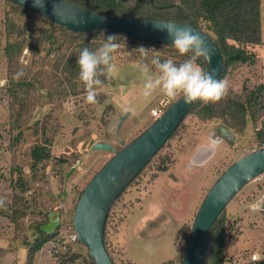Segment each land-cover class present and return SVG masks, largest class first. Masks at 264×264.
I'll return each instance as SVG.
<instances>
[{
  "label": "rangeland",
  "instance_id": "1",
  "mask_svg": "<svg viewBox=\"0 0 264 264\" xmlns=\"http://www.w3.org/2000/svg\"><path fill=\"white\" fill-rule=\"evenodd\" d=\"M8 20L34 25L16 67L9 66L4 53L12 31ZM48 24L41 17L20 16L11 4L0 0V264H57L67 252L75 253L78 263L84 264L89 248L79 240L74 213L85 187L115 155L111 150H93L92 146L111 142L117 149L123 148L181 97L170 99L157 93L150 103H142V76L137 68L142 57L134 56V45L124 42L114 54V84L97 90L100 97H96V103H87L85 92L48 98V91L71 90L77 81H68L55 68L58 54H47L49 44L37 42L41 28ZM262 31L261 43L247 46L255 61L234 66L225 76L230 92L240 95L245 87L264 83V0ZM168 50L150 49L148 58H171L179 64L181 57L170 55ZM19 67L37 80L25 109L9 94L10 74ZM130 106L135 114L128 115L117 133L120 118ZM159 108L163 112L157 118L152 111ZM19 113L25 122V135L13 144L17 130L14 121ZM220 123L188 114L121 193L107 221L106 244L115 264H183L191 227L208 191L240 156L264 148L256 137V131L264 126V111L257 124L251 122L245 130L228 128L234 135L231 137L217 133L218 126H224ZM46 137L51 140L52 155L33 171L31 148ZM196 154L198 160H194ZM164 157H170L166 162L169 169L160 172L158 165ZM18 166L29 186L26 191L17 184ZM258 201L261 210L252 211L250 205ZM23 202L29 208L14 221L16 209ZM50 212L53 221H60V227L41 248H33L30 257L27 241L35 242V227L47 222ZM224 215L226 264H264V172L237 193ZM49 242L59 246L60 255L52 253Z\"/></svg>",
  "mask_w": 264,
  "mask_h": 264
},
{
  "label": "trees",
  "instance_id": "2",
  "mask_svg": "<svg viewBox=\"0 0 264 264\" xmlns=\"http://www.w3.org/2000/svg\"><path fill=\"white\" fill-rule=\"evenodd\" d=\"M6 1L15 8L20 16L22 14H26L30 17H41L49 23L48 26L41 28L40 33L37 36V42L49 44V47H47L48 55H52L54 53L58 54L55 62V68L64 73L68 81H73L74 79L77 80H74L71 90H61L59 92L55 90L48 91V98H54L55 94L59 96L68 93L80 94L85 92L84 86L77 79L79 73V67L76 64L77 56L85 47L95 50L101 45L108 35H116V42L119 45L124 42L131 44L129 46L134 45L132 46L135 48L132 51L134 56L140 55V53L136 51V48L142 45L148 48V50L168 48L170 55L174 57H181L182 61L187 58L186 56H180L171 44L138 40L105 28L91 31H76L68 29L66 26L51 21L30 8L20 5L12 0ZM67 1L79 5L89 11L108 16H132L192 23L209 35L216 42L222 52L223 69L217 79H224L234 66L253 63L255 61L254 53H250L247 46L257 45L262 41V0ZM31 26L32 25L27 24L25 20H21L18 23L13 20H8V28L12 31L9 32V39L4 47V53L8 59L10 67H16V60L19 55L22 54L26 45V39L32 32L31 28L34 27V25L32 27ZM152 57L153 56L151 55L148 59L150 60ZM160 59L164 60V57ZM182 61L178 63H181ZM197 62L203 69L206 68L207 71L208 61L204 56L200 57ZM20 71H23L24 75L18 78L16 74ZM101 80L103 81V84L98 86L97 90L114 84V80L112 78L108 80L101 77ZM36 84V77L30 75L29 71L25 68L19 67L10 74L9 94L14 98L15 103H20L22 108L25 109L27 107V100L30 97V92ZM79 86L80 89H78ZM97 97H100V93H98ZM262 111H264V83L255 85L253 88L245 87L244 93L240 95L229 91L227 96L218 103L205 104L200 100H197L192 105L187 115L193 113L203 120H219L221 122L220 124L229 129L245 130L249 126V123L252 122L257 124ZM182 122L172 136L182 125ZM14 123H16L14 129L17 130L12 136V143L18 144L24 139L26 129L21 113L18 114ZM44 133L45 135L47 134L46 131ZM256 137L259 142L264 145V126L256 131ZM50 142V138L46 137L44 142L36 143L31 148L30 156L33 160V171H36V167L40 163L45 162L51 157V148L49 146ZM164 158L165 159H162L158 165V170L160 172H166L169 169V165L166 162L170 161V157ZM61 162L63 163L64 161L61 160ZM16 170L19 174L17 179L18 187L21 191H26L29 186L24 178L23 169L18 166ZM155 176L156 175H154V177ZM17 200H23V198H18ZM27 208H29V206L26 202L21 203L16 209L17 216L14 221H17L19 216L25 213L24 210ZM224 211L225 208L209 230L203 248L201 264H226L227 262ZM53 216V212H50L48 215L49 220H47V222L38 223L36 225L34 234H37V236L34 243L27 241V244L31 247L29 249L30 257L32 256L33 248L34 250L41 248L45 242L57 233V230L60 227V221L51 232H46L42 229V225L53 221L51 219ZM107 221L105 229V244ZM86 257L87 258L84 259V264H96V262L91 259L88 254ZM77 258L78 256L75 253L67 252L60 256L57 260V264H80L78 263Z\"/></svg>",
  "mask_w": 264,
  "mask_h": 264
},
{
  "label": "water",
  "instance_id": "3",
  "mask_svg": "<svg viewBox=\"0 0 264 264\" xmlns=\"http://www.w3.org/2000/svg\"><path fill=\"white\" fill-rule=\"evenodd\" d=\"M30 8L68 29L91 31L101 28L138 40L171 44L167 33L154 28L156 22L189 25L199 32L211 52L204 56L209 72L218 78L223 69V55L216 42L190 22H177L132 16H108L89 11L67 0H12ZM196 102V101H195ZM192 104H185L182 96L150 127L120 150L111 142H96L93 150H111L115 155L96 173L82 192L74 213V226L79 240L88 246V255L96 264H115L105 244L108 214L129 184L149 163L183 121ZM130 113L126 112L118 124L117 133ZM217 133L234 136L224 126ZM121 143L125 144L123 141ZM198 160V154L194 160ZM72 167V169H74ZM264 172V148L240 156L230 165L208 191L191 227L183 264H201L205 240L213 223L237 193L251 180ZM58 220L42 225L51 232Z\"/></svg>",
  "mask_w": 264,
  "mask_h": 264
},
{
  "label": "clouds",
  "instance_id": "4",
  "mask_svg": "<svg viewBox=\"0 0 264 264\" xmlns=\"http://www.w3.org/2000/svg\"><path fill=\"white\" fill-rule=\"evenodd\" d=\"M37 5L43 6L41 0H36ZM154 28L164 31L172 40V46L180 56L187 58L177 64L173 59L161 60L159 56L148 59V48H136L142 57L137 68L142 76L140 99L142 103H150L154 94L175 99L182 96L185 104H192L200 100L207 103H218L225 98L229 91L227 80L217 79L213 74L204 71L198 64V59L208 56L211 49L204 37L189 25L156 22ZM116 35H108L95 50L83 48L76 60L79 67L78 81L85 90V101L89 104L97 102L98 86L103 84L101 77L110 80L115 72L113 64L114 54L119 48ZM191 54V55H189ZM17 77L24 75L18 72ZM126 112L135 114L134 107H128ZM252 211L261 210V202L250 205Z\"/></svg>",
  "mask_w": 264,
  "mask_h": 264
},
{
  "label": "built area",
  "instance_id": "5",
  "mask_svg": "<svg viewBox=\"0 0 264 264\" xmlns=\"http://www.w3.org/2000/svg\"><path fill=\"white\" fill-rule=\"evenodd\" d=\"M152 112L158 118V117L161 116L163 111H162L161 108H159V109L153 110ZM73 239L76 240L77 239V235H74ZM49 246H50V249H51L53 254H58V255L61 254L60 248H59V246L56 245V243L52 242L51 245H50V242H49Z\"/></svg>",
  "mask_w": 264,
  "mask_h": 264
}]
</instances>
